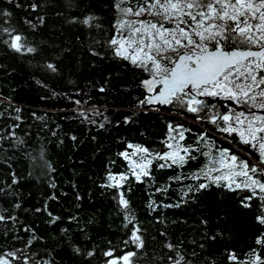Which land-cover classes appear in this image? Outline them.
<instances>
[{
  "label": "trees",
  "instance_id": "obj_1",
  "mask_svg": "<svg viewBox=\"0 0 264 264\" xmlns=\"http://www.w3.org/2000/svg\"><path fill=\"white\" fill-rule=\"evenodd\" d=\"M135 4L0 0V29L8 30L0 31V258L7 264L264 259L257 243L264 193L244 187L241 176L213 182L227 167L209 171L225 149L226 165L237 157L234 171L240 161L264 170L260 149L243 142L235 119H222L231 116L222 99H199L196 112L175 101L142 103L158 90L142 86L150 72L110 44L117 21L127 19L120 8ZM16 35L20 51L11 46ZM229 127L236 131L223 130ZM174 150L182 165L156 158ZM144 155L151 163L138 180L131 161ZM249 175L264 182V171Z\"/></svg>",
  "mask_w": 264,
  "mask_h": 264
},
{
  "label": "snow or ice",
  "instance_id": "obj_2",
  "mask_svg": "<svg viewBox=\"0 0 264 264\" xmlns=\"http://www.w3.org/2000/svg\"><path fill=\"white\" fill-rule=\"evenodd\" d=\"M120 11L125 17L147 14L160 18L156 21L118 20L119 36L110 40L117 55L130 59L133 64H140L150 72L152 78L143 82L148 91H153L154 85H161L159 92L151 100L142 103L175 101L186 103L189 111L196 112L204 107V101L197 99L198 96H219L226 93L229 99L250 105L251 119H241L245 115L241 112L236 115L235 122L245 126V131L239 133L243 142H256L253 146H258L264 157V114L251 111L264 110V103H257L258 99L264 101V0H136L135 7L120 8ZM84 22L88 23V19ZM20 39L19 35L12 37L11 46L16 51L21 50L22 45L17 43ZM124 48L131 50L128 55L122 51ZM27 51L32 52L34 49L28 48ZM222 119L229 122L232 116L223 114ZM223 130L236 131L231 127ZM245 136L248 139H244ZM180 138L183 139L182 132ZM135 147L136 152L149 154V149ZM182 151L187 153L188 149L183 148ZM227 153L228 150H222L220 158L213 162L209 171H219L216 167L219 165L221 168L227 167L228 173L213 177V182L230 180L232 175L241 176L244 178V187L251 188L254 193L259 188L264 193V182L249 175L264 170L240 161L235 165L239 170L234 171L233 164L237 157L232 155L231 163L226 165ZM121 155L126 160L130 159L127 152ZM156 158L171 159L173 164L182 165L185 162L184 157L176 150L157 154ZM131 163L136 179L139 180L141 174L148 175L144 171L151 163L147 155L141 157V163ZM204 174L207 176L208 172ZM108 178L116 179L112 175ZM119 179L124 180L126 176L121 174ZM232 182L234 181L228 184L229 187ZM236 186L240 187L241 184ZM198 187L205 188L206 185L200 184ZM119 203L127 208V201L122 196ZM2 219L4 217L0 216V220ZM258 219L264 223V218ZM135 239L139 241V237ZM257 243H264V240H258ZM138 246L142 247V244ZM132 255L134 254L128 253L120 259L127 261ZM0 264H7V261L0 258ZM174 264H180V261L177 260ZM251 264H264V259L255 256Z\"/></svg>",
  "mask_w": 264,
  "mask_h": 264
},
{
  "label": "rangeland",
  "instance_id": "obj_3",
  "mask_svg": "<svg viewBox=\"0 0 264 264\" xmlns=\"http://www.w3.org/2000/svg\"><path fill=\"white\" fill-rule=\"evenodd\" d=\"M146 20V21H156L158 19V17L156 16H149L147 14L145 15H141L140 17H135V16H128L127 17V20ZM167 26V25H166ZM122 51L125 53V54H129L130 53V49L128 48H124L122 49ZM139 55V54H137ZM169 55H172L171 53H169ZM212 98H216L218 100H226V99H229L227 97V94L226 93H221L219 96H211ZM257 103H264V101H261V100H257ZM229 108L231 109V111L229 112V114L231 113V116H232V119H235L236 120V115L238 113H241L243 112L245 115L244 117H241V119H251V115L249 113V109H250V105H246L244 104L243 102H241V105H239V102L237 104H233L231 106H229ZM251 111L253 112H257V114H264L262 111L263 110H258V109H251ZM239 125V124H238ZM239 130L241 131H245V126H241L239 125ZM247 137V136H246Z\"/></svg>",
  "mask_w": 264,
  "mask_h": 264
},
{
  "label": "water",
  "instance_id": "obj_4",
  "mask_svg": "<svg viewBox=\"0 0 264 264\" xmlns=\"http://www.w3.org/2000/svg\"><path fill=\"white\" fill-rule=\"evenodd\" d=\"M152 77H151V74H149L147 77H145L144 79H143V81H142V86L146 89V91H148V89H147V86L146 85H144V81L145 80H149V79H151ZM155 88H158V90L153 94V95H155L156 93H158L159 92V90H160V88H161V85H154L153 86V90L155 89ZM148 92H150V91H148ZM152 92V91H151ZM153 95L151 96V98L153 97ZM197 99H207L208 100V102L209 103H211L212 101H213V98L211 97V96H198L197 97ZM157 101H159V100H156V101H153V103H155V102H157ZM224 101V103L226 104V105H228V106H231V105H233V104H237L238 102L236 101V100H233V99H226V100H223ZM263 113H264V110L262 111Z\"/></svg>",
  "mask_w": 264,
  "mask_h": 264
},
{
  "label": "clouds",
  "instance_id": "obj_5",
  "mask_svg": "<svg viewBox=\"0 0 264 264\" xmlns=\"http://www.w3.org/2000/svg\"><path fill=\"white\" fill-rule=\"evenodd\" d=\"M45 167H47V168H50L48 164H46V166H45Z\"/></svg>",
  "mask_w": 264,
  "mask_h": 264
}]
</instances>
